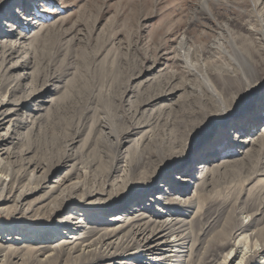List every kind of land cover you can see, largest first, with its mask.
<instances>
[{"label":"rangeland","instance_id":"rangeland-1","mask_svg":"<svg viewBox=\"0 0 264 264\" xmlns=\"http://www.w3.org/2000/svg\"><path fill=\"white\" fill-rule=\"evenodd\" d=\"M199 2L0 0V103H9L4 108L9 122L2 132L10 138L0 147L1 159L8 163L0 174V237L17 239V244L7 245L20 252H0L1 261L83 264L78 253L47 259V251L62 239L82 245L97 242L107 229L124 226L136 210L145 222L159 224L181 210L186 214L185 223L176 222V230L187 226L186 232L179 229L185 253L176 264H218L233 249L224 246L233 233L227 220L237 225L235 242L245 235L240 222L247 234L264 236V120H258L264 119V0H206V15L199 13ZM226 22L233 25L224 28ZM234 42L260 72L261 92L248 108H241L243 90L229 60ZM201 76L209 79L213 93ZM218 99L230 106L236 101L239 107L233 108L229 123L211 130L209 124L220 118ZM239 138L245 142L232 144ZM159 152L180 166L173 161L162 171ZM204 163L215 172L196 199ZM35 167L40 169L33 172ZM183 170L191 186H179ZM45 172L49 178L42 184L36 177ZM149 181L145 195L134 191ZM40 184L41 190L17 203L22 191ZM172 186L186 188L187 194L177 197L196 199V204H174L169 210L164 202L155 205ZM53 187H58L55 193ZM82 189L98 194L85 201L80 199ZM132 192L140 195L127 199ZM73 195L79 197L73 202L76 207L55 214ZM124 199L125 208L119 205ZM100 202L106 210L90 207ZM29 203L37 216L15 213L16 206L25 209ZM74 218L82 222L79 231L62 234L56 228L68 219L78 222ZM163 231L170 235L166 226ZM124 235L127 231L120 229L114 240ZM80 236L85 238L78 241ZM220 236L227 241L219 240L223 246L203 263L208 244ZM139 243L131 235L127 246L132 256L123 255L121 264H159L156 255L140 256ZM118 245L124 246L120 240ZM260 254L251 264L264 263V250Z\"/></svg>","mask_w":264,"mask_h":264},{"label":"bare ground","instance_id":"bare-ground-1","mask_svg":"<svg viewBox=\"0 0 264 264\" xmlns=\"http://www.w3.org/2000/svg\"><path fill=\"white\" fill-rule=\"evenodd\" d=\"M206 4H207L206 0H200V2H199L200 7L198 8L199 13L206 15L205 9H204V7H206ZM12 19L13 18H10V20H12ZM35 24L36 23H34V25ZM34 25H32L31 27H34ZM232 25L233 24L231 22H226L224 25V28L231 27ZM8 26H10V25H8ZM21 39H24V37H22ZM184 46H185V44H184ZM217 46H218V48L220 47L219 44ZM218 48H214L213 52L215 53L216 50L218 51ZM231 48H232V53L231 54L229 53L231 55L229 57L230 58L229 60L233 61L232 63H233V66L235 67V73L237 74L236 77L238 78L239 84L243 90V93H242L243 105L241 106V108L245 107V106L247 107V106H249V103H251L253 98L261 92V85L262 84H259V82H258L260 79V77H259L260 72L257 70L256 66H253L252 62L248 58L249 56L244 54L242 52V50H240L237 47L235 42L232 43ZM15 51H16V49H15ZM186 51L187 50L185 49V52ZM9 56H11V54ZM201 80H202L203 85L206 87V89H208L211 93H213L214 88L211 85L209 79L205 76H201ZM1 95L2 94L0 93V97H1ZM218 101H219V107H220L219 108L220 118L217 119L215 122H212L211 124H209L210 125L209 129L213 128L214 125H217L218 123H220L222 125L229 123V120H231L235 117V113L233 112V108H235L237 110L239 107V106L238 107L236 106V101L233 103L232 106H230V104H228V103L220 101V99H218ZM6 106H9V103H7L6 100H3L0 103V142H1L0 147L6 146L8 144V139H10L8 137V133L2 132L3 131L2 128L9 122L8 121L9 115H7L4 112V108ZM260 119H261V121L264 120L262 116H261V118H258V120H260ZM8 131H9V129H7V132ZM243 142H245V141H241V138H239L238 140L234 141L232 144H235V143L243 144ZM9 151H10V148H8L7 150H4V154L9 153ZM219 152L220 151H217L215 153L218 154ZM157 155L163 161V168H162L163 170L162 171H166V170L170 169L171 168V162H173L175 160H172L171 158L168 159L167 155L163 152H159ZM176 163H177L176 164L177 167H179L180 163H178V162H176ZM207 164L208 163H204L203 165L201 164L202 172L200 174V177L196 181L198 183V185L196 186V190H195L196 199L199 198L201 190H202V186L205 183L206 179L210 176V174H213L215 172V169L214 168L211 169L210 166H208ZM7 168H8V163L3 158L1 159V156H0V174H2ZM39 169H40V167H35L33 172H35ZM185 171L186 170H183V174H179L178 176L180 177V175H184V173H186ZM31 177L34 178L35 177L34 174L33 175L31 174ZM36 178L38 180H41L42 184H45V183H47V180L49 178V174L47 172H45L44 175H42L41 177H36ZM2 180H3V176L1 175L0 181H2ZM199 180H201V182H199ZM180 181L182 182L179 184L180 187L181 186L186 187L188 185L191 186V184L193 183L192 180L190 179V177L186 178L185 175L183 177H181ZM41 187L42 186L40 184L38 186V188H36V189H32L30 191H25V192L22 191L19 194L20 197H19L17 203L25 202L27 200L26 197H29L33 193H36L37 191L41 190ZM79 187H80V184H77V185H74L72 189L76 191L77 189H79ZM148 187H151L150 181L145 186V188H143L142 190H134V191H142L141 195H145ZM56 188H58V187L52 188L53 189L52 191H54V193L57 191ZM154 189H155V187L151 189V191L148 193V195L151 194ZM175 189L176 188L173 186L171 188H169L168 190H170V191L167 194L168 196L159 197V199H155L154 204L155 205H157V204L161 205L164 202L165 204L169 205L168 210L173 209L172 205H174V204L180 205L181 208H191L196 204V199L188 200L187 198H185V196H184V198L181 196L177 197V195H180L183 193L187 194L186 188H184L183 190H180V191H177ZM52 191L47 192L46 196L51 194ZM82 192H83L82 193L83 195L80 199H83L85 201L88 198H92V197L96 196L95 194H98L96 192H93V190L86 192L85 189H82ZM139 195H140V193L132 192L129 194L127 199L129 198V199L133 200V199L137 198V196H139ZM46 196H44L42 199L46 198ZM58 197L56 196L54 198L56 199ZM172 197L175 198L173 202H172ZM77 198H79V197L75 198L74 195L71 196L69 202L62 205L60 209L58 207H56L55 209H58V210L56 211L54 209L53 212L56 211L55 214H59L64 210H67V209L69 210V209L75 208L76 205L73 202ZM176 200H179V204H178V202H175ZM252 203H256V202L253 201ZM94 204L90 205V207L92 208V206H93V208L106 210L104 208L105 205H102L101 202L100 203H94ZM124 204H125V199L122 200V202H120L119 205L121 206ZM124 208H125V205H124ZM121 209H123V208H120V210ZM140 209H141V205H140ZM17 212L20 213L23 217L27 216L29 218H32L34 216H37L31 203H29L27 205V208H25V209H23L19 206H16L15 207V213H17ZM105 212H107L109 214L110 211H105ZM135 212H136V214H132V216H130L124 220V223H123L124 226H121V227L118 226V228H115V229H107V232L103 233V235L99 238V241H97V242L93 240V241H91L85 245H82L80 242H77V241L64 242V240L62 239L60 241V243L49 248L50 251H47V253H50V255L47 259H50V257L53 255H59V254H62L64 252H72V253L80 254V257L84 261L83 264H97L98 262H102V263L110 262L109 264H121V260H123L125 258L123 255H128V256H126L127 258L129 256H132L131 250L128 248L127 243L129 241V238L131 237V235H133L140 242L139 244H140L141 249H142V250H139L140 254H141L140 256H144L147 259L149 257H153L156 255L158 258L156 260H158L157 263H159V264H176V263H179L181 261L182 254L185 253L182 251V245H183L182 236H183L184 232H186L187 226L182 225L179 228L180 230L184 229V230H182L184 232L181 233V231L179 229L176 230V225L178 224L176 222L185 223L184 216L186 214L183 213L181 210L178 212V215L175 216L174 218H171L169 221L166 220L164 222V224H159L158 222H155V221H152L150 223L145 222V220L142 218L144 214L141 213V211H139V210H136ZM157 212L159 213L161 211H157ZM220 213H221V210L218 208L216 210V214H220ZM53 215H54V213H52L51 217ZM81 216H82V214H81ZM107 217H111V219H113L114 222H118L121 220L120 216H114V217L113 216H107ZM79 219L80 218H74V220H76L78 222H73L72 219H68L67 224L71 225L69 227H67V224L65 222H64V225H63V222H59V225L60 226L62 225L63 227H60L59 225L56 224V228L63 229L65 232H62V234H66L67 233L66 231H69V232L79 231L82 228V222H79L80 221ZM235 221H237V218L235 219ZM226 224L229 225L228 228L233 229V233L231 235L230 240L227 241L222 236L213 238L211 240V242L208 244L207 251L202 256L203 263H206V260L208 258L207 255H209V253L211 251H213L217 247L223 246V245L219 244V240H225L227 242L224 244V246H227V247L232 246L233 249L230 252H228L227 254H225L222 257V260L218 264H251L252 261L255 259V257L258 256V254L261 255L260 251L264 250V236H262L259 233H256L255 231H253L251 234H247L249 232L247 227L245 228L244 223L240 222V223H238V227L241 230H243V234H245V235L243 236V238H241L240 240L235 242L236 232L234 231V229L237 227V225H233V227H232V225H231L232 223L229 220L226 221ZM164 226H166V228H168V230H170V235H167L166 232L163 231ZM14 228H15V226H11V230ZM120 229L123 230L124 232L127 231V235H124L123 237L117 238L116 240H114V238L117 237V235L120 233ZM12 231H10V232H12ZM12 233H14V232H12ZM12 233H11V235H12ZM178 234H180V235H178ZM54 237H55V235L53 236V238ZM73 238H76V237H73ZM83 238H85V237H81V236L78 237V241L80 239H83ZM119 240L123 243L124 246L118 245ZM17 242H18V240L15 238H12V241L9 242V238L4 239V237L3 238L0 237V252L20 254V252L18 251L19 249H14L11 245H7V244H17ZM243 243H244V245L242 246ZM191 251L192 252L195 251V244L192 247ZM160 252H163V254H160ZM239 252H240V254H239ZM237 255H239V256H237ZM1 256H3V255H0V257ZM38 256L41 257V254H37L35 256L36 260H39ZM193 261H194V259L192 257L190 259V263H192ZM0 262H1V264H6L5 262H3V260L1 261V259H0ZM42 264H44V263H42ZM128 264H135V262L133 263L132 260H129ZM257 264H262V262L259 261Z\"/></svg>","mask_w":264,"mask_h":264}]
</instances>
